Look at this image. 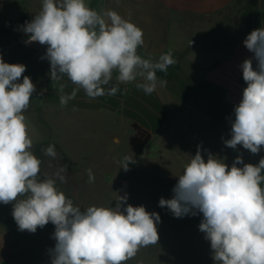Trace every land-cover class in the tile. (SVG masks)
Returning <instances> with one entry per match:
<instances>
[{"label":"clouds","instance_id":"1","mask_svg":"<svg viewBox=\"0 0 264 264\" xmlns=\"http://www.w3.org/2000/svg\"><path fill=\"white\" fill-rule=\"evenodd\" d=\"M23 31L29 42L47 45L44 58L62 108L81 89L90 99L116 95L119 88L109 87L114 73L119 83L139 79L136 88L151 95L167 85L157 72L167 74L177 62L171 51L156 60L143 58L138 54L142 29L115 10L97 11L87 0H42ZM244 45L253 53L240 65L247 87L234 107L231 138L224 143L258 154L264 146V28L253 30ZM25 71V65L0 57V203L13 204L20 231L35 233L49 222L55 226L51 264H126L142 247L158 243L160 215L127 204V194L118 195L115 207L81 209L57 186V180L66 182L65 167L54 176H41L42 161L32 151L24 115L36 86L23 76ZM65 77L75 85L70 93L61 82ZM43 153L53 159L58 155L51 144ZM133 162L125 156L121 168L127 171ZM87 174L94 183L92 170ZM172 191L173 197L161 198L159 206L176 218L202 214L199 230L210 242L214 264H264V157L254 165L238 155L229 167L211 153L205 160L198 147Z\"/></svg>","mask_w":264,"mask_h":264},{"label":"rangeland","instance_id":"2","mask_svg":"<svg viewBox=\"0 0 264 264\" xmlns=\"http://www.w3.org/2000/svg\"><path fill=\"white\" fill-rule=\"evenodd\" d=\"M19 1L23 3L26 0ZM4 3L11 7L12 0H5ZM87 3L102 11V0H87ZM41 7L32 0L28 1L30 21ZM24 25L21 15L15 10L0 21V57L3 61L8 58L9 52L21 48L30 53V49L19 43L20 38L27 37ZM172 48L171 44L167 52L171 51L177 62L169 67L167 74L157 72L158 78L167 80L165 87L157 88L171 113L169 128L154 136L142 156H136L129 146L128 133L132 130L125 121L115 124L103 116L84 115L42 117L32 108L24 113L33 139L32 151L42 161L41 176H54L59 167H65L66 182L57 180V186L75 205L81 209L90 205L115 207L121 181L127 179L130 181L127 204L134 207L142 205L148 212L160 215L158 243L142 247L126 264H214L210 242L199 230L202 214L176 218L166 207L159 206V200L173 197L172 189L178 176L198 147L205 160L211 153L224 158L229 167L238 155L242 156L244 163L254 165L264 157V146L258 154H252L241 145L236 149L225 145L224 141L231 138L228 117L235 118L234 110H228L227 117L223 107L216 102L210 103L204 94L207 87H201L200 82L204 52L199 47L192 52L193 56L179 59ZM138 54L149 58L140 48ZM150 58L156 60L158 56ZM188 70L194 87L186 74ZM116 136L120 139L119 143L114 139ZM50 144L55 145L58 154L55 159L43 153V149ZM125 156L134 158L127 171L121 168ZM88 169L95 176V182L91 184L88 182ZM123 207L126 205L122 206V210ZM12 211V203H0V219L5 217L16 223ZM54 231L55 226L49 222L31 234L52 249L56 243Z\"/></svg>","mask_w":264,"mask_h":264},{"label":"crops","instance_id":"3","mask_svg":"<svg viewBox=\"0 0 264 264\" xmlns=\"http://www.w3.org/2000/svg\"><path fill=\"white\" fill-rule=\"evenodd\" d=\"M4 1L1 0L0 5L1 22L14 10L21 15V20L27 16L30 21L29 0L23 3L12 0L11 7ZM32 1L42 6V0ZM104 9L117 11L142 29L144 45L140 49L148 57H159L172 44V51L178 53L179 59H184L193 56L192 52L200 47L204 52L200 82L201 87H207L204 94L209 102L223 107L227 117L228 110H234L239 104L247 87L240 65L253 57L244 40L253 30L264 28V0H102ZM29 52L23 48L9 52L4 62L26 66L23 76L30 77L36 86L29 108L35 109L38 116H103L115 124L125 121L132 130L128 133L129 141L136 133L133 123L149 131L152 141L169 128L171 113L162 93L157 88L146 95L135 86L139 79L119 83L113 76L109 87L119 88L116 95L90 99L81 89L75 99L62 108L58 87L49 75L50 62L44 58L45 54ZM255 65L253 60L254 68ZM186 74L194 87L192 74L189 70ZM61 82L66 85V93L75 87L67 77ZM228 118L231 122L235 119ZM114 139L120 142L117 136ZM49 250L47 245L33 238L31 232L20 231L12 219H0V264H51Z\"/></svg>","mask_w":264,"mask_h":264},{"label":"trees","instance_id":"4","mask_svg":"<svg viewBox=\"0 0 264 264\" xmlns=\"http://www.w3.org/2000/svg\"><path fill=\"white\" fill-rule=\"evenodd\" d=\"M22 21L26 23L29 22V19L25 16ZM132 126L136 133L130 137V148L136 156H142L152 142V134L138 123H133Z\"/></svg>","mask_w":264,"mask_h":264},{"label":"water","instance_id":"5","mask_svg":"<svg viewBox=\"0 0 264 264\" xmlns=\"http://www.w3.org/2000/svg\"><path fill=\"white\" fill-rule=\"evenodd\" d=\"M19 43L23 47H26L28 49H31V50L38 52V53H41V54H45L47 51V45H41L39 42H29L28 36L20 38ZM148 147H149V145H148ZM129 190H130V181L127 179L121 181L119 195L124 196L125 194H127V196H128Z\"/></svg>","mask_w":264,"mask_h":264}]
</instances>
